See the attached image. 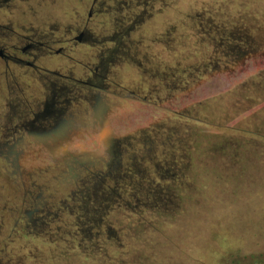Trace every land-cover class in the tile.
<instances>
[{"label":"rangeland","instance_id":"rangeland-1","mask_svg":"<svg viewBox=\"0 0 264 264\" xmlns=\"http://www.w3.org/2000/svg\"><path fill=\"white\" fill-rule=\"evenodd\" d=\"M92 3L0 6L2 43L16 42L12 32L37 34L63 49L36 64L64 76L59 100L71 119L64 150L15 132L9 105L30 120L45 80L0 59V263L264 264V0H95L91 11ZM83 28L86 42L65 41ZM93 72L101 86L87 85ZM92 94L105 109L106 145ZM107 172L102 190L145 202L158 193L161 205L81 212L80 189ZM34 209L32 225L25 211Z\"/></svg>","mask_w":264,"mask_h":264},{"label":"flooded vegetation","instance_id":"flooded-vegetation-1","mask_svg":"<svg viewBox=\"0 0 264 264\" xmlns=\"http://www.w3.org/2000/svg\"><path fill=\"white\" fill-rule=\"evenodd\" d=\"M9 0H0V6L4 5V3L8 2ZM95 5V0H93L91 11ZM91 11L88 16H90ZM4 27L0 25V37L4 36L1 32ZM76 36H72L71 38L68 37L66 42H86L89 38L86 28H83L81 31H76ZM10 36L16 38V42L11 45H7L6 43H2V39L0 38V59L3 61L4 66L6 69L9 68V64H12L17 69H28L29 72L27 74L34 76L38 80H45L44 89L46 92L45 100L40 103L41 106L37 107L36 112L32 113V118L30 120L24 119L19 120L21 115H19L20 109L18 103L10 104L9 105V113L13 119L17 118V122L19 126L13 128L16 132V129H20L22 133L32 137L34 140L39 141L42 143L44 147H46L49 151H56L61 150L62 145L68 142L69 138V131L71 129V119L64 118L66 117V110L68 108L69 102L67 99L59 100L65 96L67 91L63 86H59L57 83V78H64L62 74L57 71H50L43 67H40L36 64V61L40 58L48 57L52 54H62L63 49L54 50L50 44L51 41H43L42 36H38L37 34L34 35H20L14 32L9 33ZM64 42V40H63ZM102 47V45H101ZM108 56L106 61H101L100 69L101 72H105V65L106 62L111 61L112 57L117 53L116 51L107 52ZM101 66L103 68H101ZM99 70H97L98 73ZM94 74V81L93 83L88 81L87 85L92 87H96L94 82H99L102 77H98L95 72ZM38 75V76H37ZM99 78V79H98ZM53 79V80H52ZM76 83L83 84L82 81L73 80ZM100 83H98L99 85ZM97 85V86H98ZM101 86V84L99 85ZM105 88V87H104ZM103 88V89H104ZM10 91L13 93H17L20 89L14 85L10 86ZM89 102H92V109L94 112V118L96 119L97 123V133L96 137L101 140L105 145L107 144V139H109V132L108 129L105 127L107 124L106 122V114L105 109L103 107L102 101L100 100L99 96L92 94L90 96ZM18 134H21L17 132ZM111 142V141H109ZM3 147H6L7 154L9 156H13V161L15 162L17 153L12 151V149L6 144L2 143ZM115 146V145H114ZM64 150V149H63ZM109 151V150H108ZM110 155L116 153L115 151H110ZM37 205L36 201L34 203L30 202L28 205L30 208H33ZM40 205H42L40 203ZM38 211L34 209L32 211H25V214L29 217L30 223L34 225L35 219H32V214ZM37 220V219H36ZM39 226L42 227V221L39 220ZM10 264V261H7L5 264ZM1 264V263H0Z\"/></svg>","mask_w":264,"mask_h":264},{"label":"trees","instance_id":"trees-1","mask_svg":"<svg viewBox=\"0 0 264 264\" xmlns=\"http://www.w3.org/2000/svg\"><path fill=\"white\" fill-rule=\"evenodd\" d=\"M105 180H109L108 172L102 175H98V178H95V180L90 179L88 183L84 186V188L80 189L81 191L79 192V196H81V202L79 206L81 212H85L87 209L90 208H93V211H91L90 213L95 212L94 209L99 210L98 207L100 205V208L104 207V210L100 212L102 216H106L108 212L113 211H128L130 213H137L136 215H139L140 211L145 212L147 208L151 210L156 209V205H159L162 202V200L160 199L161 196L159 195L160 198H158V193L157 195H155L154 192H149L148 194H146V196L149 197L148 202L141 200V198H143V195L140 196V198L138 195L139 193L136 194L134 191H128V193L132 192L130 201L128 199L124 200L123 195H119L118 193H116L115 189L108 190L105 188V190H102L101 185L104 183ZM92 214L95 215V213ZM94 215L93 217L95 219H98V215ZM106 233L109 236H113L112 230H107ZM84 236L85 235L83 234L82 237L84 238ZM88 236L90 235H87V238ZM93 237L97 239V241L100 240L98 233H96V236L94 235ZM82 240L84 241L85 238Z\"/></svg>","mask_w":264,"mask_h":264},{"label":"water","instance_id":"water-1","mask_svg":"<svg viewBox=\"0 0 264 264\" xmlns=\"http://www.w3.org/2000/svg\"><path fill=\"white\" fill-rule=\"evenodd\" d=\"M0 55H1V52H0Z\"/></svg>","mask_w":264,"mask_h":264}]
</instances>
